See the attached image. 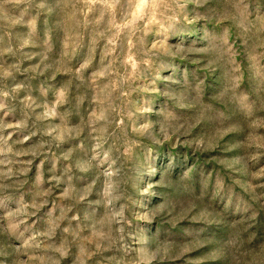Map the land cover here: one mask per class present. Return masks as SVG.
I'll list each match as a JSON object with an SVG mask.
<instances>
[{
    "label": "clouds",
    "instance_id": "obj_1",
    "mask_svg": "<svg viewBox=\"0 0 264 264\" xmlns=\"http://www.w3.org/2000/svg\"><path fill=\"white\" fill-rule=\"evenodd\" d=\"M0 264H264V0H0Z\"/></svg>",
    "mask_w": 264,
    "mask_h": 264
},
{
    "label": "rangeland",
    "instance_id": "obj_2",
    "mask_svg": "<svg viewBox=\"0 0 264 264\" xmlns=\"http://www.w3.org/2000/svg\"><path fill=\"white\" fill-rule=\"evenodd\" d=\"M179 161L172 159L171 157L164 158L159 161V164L161 166V170H168L172 167H174Z\"/></svg>",
    "mask_w": 264,
    "mask_h": 264
}]
</instances>
